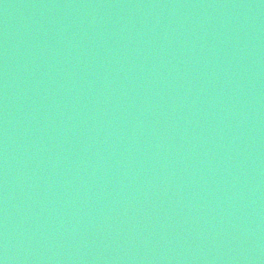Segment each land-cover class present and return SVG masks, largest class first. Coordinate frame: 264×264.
<instances>
[{
  "label": "water",
  "instance_id": "95a60500",
  "mask_svg": "<svg viewBox=\"0 0 264 264\" xmlns=\"http://www.w3.org/2000/svg\"><path fill=\"white\" fill-rule=\"evenodd\" d=\"M0 264H264V0H0Z\"/></svg>",
  "mask_w": 264,
  "mask_h": 264
}]
</instances>
